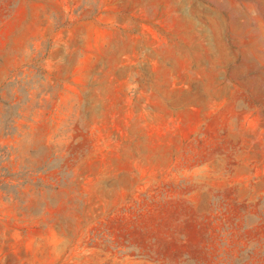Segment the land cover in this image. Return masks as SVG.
<instances>
[{"label":"rangeland","instance_id":"374dc122","mask_svg":"<svg viewBox=\"0 0 264 264\" xmlns=\"http://www.w3.org/2000/svg\"><path fill=\"white\" fill-rule=\"evenodd\" d=\"M0 264H264V0H0Z\"/></svg>","mask_w":264,"mask_h":264}]
</instances>
